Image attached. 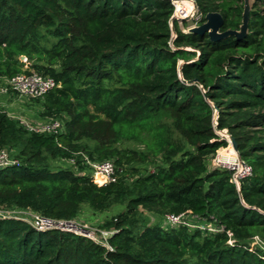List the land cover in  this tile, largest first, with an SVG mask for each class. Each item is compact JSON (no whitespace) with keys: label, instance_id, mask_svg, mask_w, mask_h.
Instances as JSON below:
<instances>
[{"label":"trees","instance_id":"1","mask_svg":"<svg viewBox=\"0 0 264 264\" xmlns=\"http://www.w3.org/2000/svg\"><path fill=\"white\" fill-rule=\"evenodd\" d=\"M194 2L196 26L219 13L221 32L240 30L244 0ZM173 12L167 0H0V78H53L58 87L35 100L42 121L29 123L63 124L30 132L0 111V151L17 161L0 169V209L65 221L85 206L121 209L104 226L111 249L0 218V264H264L251 244L264 241V0L241 39L172 28ZM221 133L252 168L239 187L213 163L229 146ZM105 161L118 181L99 185L88 162Z\"/></svg>","mask_w":264,"mask_h":264},{"label":"built area","instance_id":"2","mask_svg":"<svg viewBox=\"0 0 264 264\" xmlns=\"http://www.w3.org/2000/svg\"><path fill=\"white\" fill-rule=\"evenodd\" d=\"M171 3L174 6V12L171 17V26L173 22L177 21L182 23L183 21L194 22L190 28L196 26V22L200 19V14L196 3L194 0H172ZM24 63H28V59L25 57ZM58 84L56 81L47 76L40 75L39 73L32 71L31 73H21L9 80V86L2 92L7 93L8 88L12 89L19 96L28 99H43L48 93L53 91ZM20 124L27 128L30 132L35 133H48V134H60L63 129V124L58 120H50L45 124L32 125L31 123L20 120ZM221 136L227 137L224 134ZM230 145V144H229ZM220 155V154H219ZM217 156L214 159V165L220 168H226L233 171L232 181L239 187L240 181L249 177L252 174V168L247 163L243 161V164L239 160L237 154L233 151V161L225 160L222 156ZM215 160L217 161L215 163ZM17 163L7 150L0 151V169L15 165ZM93 168V179L95 181L96 177H100L103 180V185L116 183L118 181V171L115 164L112 161H105L101 163H91L88 162ZM98 184V183H97ZM0 218L2 219H16L21 220L29 225H31L35 230L38 231H49V230H59L63 232L74 233L83 237H86L94 242L103 244L104 246L111 249L108 245V238L115 234V231H99V238H95V232H88L75 221H65V220H53L45 218L37 213L27 211V210H7L0 209ZM185 215H174L168 214L165 217V223L171 226L186 225L193 226L189 222L185 221ZM80 227V228H79ZM202 229L208 230L210 232H220L221 228L213 226L212 224H207L202 226ZM79 230V231H78ZM98 233V232H97ZM231 236V235H230ZM229 245L233 244L230 240ZM256 246L264 244V241L259 238H254L253 242Z\"/></svg>","mask_w":264,"mask_h":264},{"label":"rangeland","instance_id":"3","mask_svg":"<svg viewBox=\"0 0 264 264\" xmlns=\"http://www.w3.org/2000/svg\"><path fill=\"white\" fill-rule=\"evenodd\" d=\"M194 22H189V25H193ZM9 86V79L0 78V111L8 113L12 118L16 120H25L27 122H39L42 121V117L40 116L41 107L40 103L33 100L19 96L15 93L11 88H8V92H2ZM8 151V150H7ZM233 149L231 145L227 148L221 149L218 152L219 156H222L225 160L233 161ZM9 152V151H8ZM10 155H12L9 152ZM217 161L215 160V163ZM217 164V163H216ZM61 165L69 166L71 163L63 162ZM95 182L99 185H103V180L100 177H96ZM121 209H112L109 212L103 214H96L92 212L87 206H85L81 212L80 217L75 220L78 224L77 226H81L88 232H95V238H99V231H107L105 223L111 220L112 217L117 215ZM149 224H159L164 226L165 221H163L160 217L151 216L149 214L146 215ZM80 228V227H79ZM79 231V230H78ZM98 232V233H97ZM255 245L254 243H251ZM260 249L264 250V244L258 246Z\"/></svg>","mask_w":264,"mask_h":264},{"label":"water","instance_id":"4","mask_svg":"<svg viewBox=\"0 0 264 264\" xmlns=\"http://www.w3.org/2000/svg\"><path fill=\"white\" fill-rule=\"evenodd\" d=\"M167 1L171 2L172 0H167ZM253 1L254 0H244V12L242 16V25L240 27V30L238 31L229 30L226 32H221V29L224 24V20H223V17L219 13H209L206 16V22L203 25L192 27L188 31L192 33L202 34V35L205 33H208L211 40L213 41H219V40L227 39L230 37H236L238 39H241L246 35L247 30H248V23L250 20V10H251ZM172 28H173V24H172ZM24 58L25 57L22 56L20 57V60L23 61ZM221 134H224L227 137V140L229 144L231 145V148L234 150L239 160L243 164V161L241 160L238 154V145H237L236 140L226 133H221Z\"/></svg>","mask_w":264,"mask_h":264}]
</instances>
